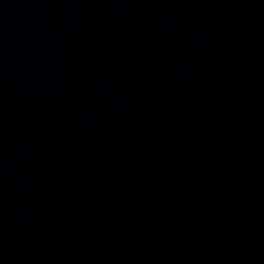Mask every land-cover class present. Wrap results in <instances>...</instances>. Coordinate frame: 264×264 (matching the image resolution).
<instances>
[{"label": "water", "instance_id": "water-1", "mask_svg": "<svg viewBox=\"0 0 264 264\" xmlns=\"http://www.w3.org/2000/svg\"><path fill=\"white\" fill-rule=\"evenodd\" d=\"M0 264H264V0H0Z\"/></svg>", "mask_w": 264, "mask_h": 264}]
</instances>
